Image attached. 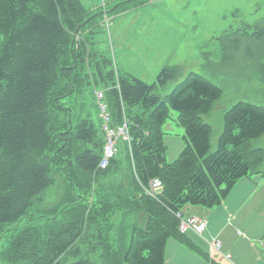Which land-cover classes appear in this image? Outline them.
I'll return each mask as SVG.
<instances>
[{
	"label": "trees",
	"instance_id": "trees-1",
	"mask_svg": "<svg viewBox=\"0 0 264 264\" xmlns=\"http://www.w3.org/2000/svg\"><path fill=\"white\" fill-rule=\"evenodd\" d=\"M88 18L81 0H0V233L6 224L22 220L55 184L54 169L61 172L58 182L64 189L53 220L43 224L46 229L18 231L1 249V259L5 264H166V242L175 238L218 264L179 231L177 213L187 203L217 205L238 180L261 171L263 151L251 142L264 134V105L238 100L226 109L210 151L212 126L202 115L221 97L220 86L191 71L159 95L157 83L112 78L104 96L110 123L127 122L129 140L121 139L108 165L99 168L102 121L96 128L80 117L75 99L87 80L80 63L88 50L78 34ZM221 40L224 59L243 63L233 75L254 73L264 81V17ZM175 75V67H165L158 82L163 85ZM170 109L178 113L185 144L168 162L163 124ZM68 169L90 180L84 185L81 178L72 180ZM156 178L162 188L151 196L145 189ZM74 181L80 187L94 182V200L73 193ZM131 216L138 221L130 222ZM129 226L127 245L118 239L115 248L104 243L101 230L112 239Z\"/></svg>",
	"mask_w": 264,
	"mask_h": 264
},
{
	"label": "rangeland",
	"instance_id": "rangeland-1",
	"mask_svg": "<svg viewBox=\"0 0 264 264\" xmlns=\"http://www.w3.org/2000/svg\"><path fill=\"white\" fill-rule=\"evenodd\" d=\"M81 3L91 20L78 34L88 50V56L80 63L83 67L81 76L87 80L83 89L77 90L75 99L78 100L79 116L89 118L96 128H100L96 92L102 91L105 96L108 86L112 85L110 79L117 81L119 76H135L147 83H157L155 92L159 95L169 93L191 71L220 86L221 97L208 113L202 115L203 120L212 126L210 151L216 148L226 109L238 100L264 105V81L254 73L233 75L244 67L243 63L238 59L228 63L232 59H224L221 40L226 34L259 22L264 17V0H81ZM165 67H175L176 75L162 85L158 82V75ZM177 116L178 113L170 109L163 124L168 162L176 159L185 144L184 127ZM251 144L254 148H261L264 156V134L253 139ZM72 164L75 165V161ZM260 170H252L248 177L238 180L217 205L207 207L187 203L181 208L184 217L197 215L206 222L202 237L187 232L206 253L209 254L207 241L218 239L222 254L233 256L226 259L220 255L224 260L234 264H264V161ZM71 172L68 169L69 177L72 180L81 178L83 185L87 178L90 180L88 175L72 176ZM60 175L61 172L54 169L55 184L29 207L22 220L5 225L6 231L0 233V254L18 231L30 226L45 230L43 224L53 220L56 201L64 193L58 182ZM73 187L76 195H88L91 201L94 200V182L80 187L74 181ZM105 188L113 189L106 185ZM55 216L59 218L61 213ZM129 221L136 223L138 219L131 216ZM129 228L112 239L108 238L110 234L106 229L101 230L102 239L108 247L115 248L112 244L118 240L127 245L131 238ZM219 229H222L220 233ZM170 240L173 245L167 247L166 264L190 263L192 255L198 258L197 264L210 263L175 238ZM113 248L105 253L111 256ZM181 250L188 253L179 259ZM194 261L193 258L191 264ZM97 263L103 264L101 260ZM0 264H5L1 257Z\"/></svg>",
	"mask_w": 264,
	"mask_h": 264
},
{
	"label": "built area",
	"instance_id": "built-area-1",
	"mask_svg": "<svg viewBox=\"0 0 264 264\" xmlns=\"http://www.w3.org/2000/svg\"><path fill=\"white\" fill-rule=\"evenodd\" d=\"M96 99L98 102V116L102 121V130L105 134V145L102 153V158L98 164L99 168H105L108 165L109 160L116 154L117 145L119 140H129V131L127 122H124L120 126H112L111 114L109 112L108 105L104 100V93L102 91L96 92ZM162 188L161 181L152 179L148 187L145 189L146 193L154 196L156 192H159ZM177 216L179 218L178 229L181 233H186L191 231L195 234L202 235L205 228L206 222L198 216H187L184 217L182 213L178 212ZM210 253H219L223 258L230 259L231 255L229 253L222 254L221 252V242L218 239H213L208 241Z\"/></svg>",
	"mask_w": 264,
	"mask_h": 264
},
{
	"label": "crops",
	"instance_id": "crops-1",
	"mask_svg": "<svg viewBox=\"0 0 264 264\" xmlns=\"http://www.w3.org/2000/svg\"><path fill=\"white\" fill-rule=\"evenodd\" d=\"M244 179V178H243ZM232 211H234V210H232ZM194 216H197V215H194ZM199 217V216H198ZM209 228V227H208ZM222 229H219V233H220V231H221ZM226 230V228H223V231H225ZM191 232V231H190ZM191 233H193V232H191ZM193 234H195V233H193ZM195 235H197V236H200V237H202V235H198V234H195ZM178 241V240H177ZM179 242V241H178ZM180 243V242H179ZM207 243H208V241H207ZM173 245V242H172V240H170V239H168V241L166 242V249H165V257H166V259H167V255H166V251H167V247L169 246V245ZM181 245H182V243H181ZM199 246V245H198ZM208 247H209V244H208ZM205 251V250H204ZM185 253H188V252H186V250H181L180 251V255H179V259L180 258H182V257H184L185 256ZM194 253V252H193ZM221 254H219V253H210V248H209V258L210 259H212L213 261H215V262H217L218 264H232L231 263V261H228V260H224L221 256H220ZM231 255V254H230ZM193 258H194V260L196 261H194V264H197L198 263V258H196V256H194V255H192L191 257H190V263L187 261H185L186 263L185 264H191V261H193ZM233 258V256L231 255V258L230 259H232ZM210 264V263H209ZM234 264V263H233Z\"/></svg>",
	"mask_w": 264,
	"mask_h": 264
},
{
	"label": "water",
	"instance_id": "water-1",
	"mask_svg": "<svg viewBox=\"0 0 264 264\" xmlns=\"http://www.w3.org/2000/svg\"><path fill=\"white\" fill-rule=\"evenodd\" d=\"M90 18H88L85 22H83V25L86 24V22L89 20Z\"/></svg>",
	"mask_w": 264,
	"mask_h": 264
}]
</instances>
